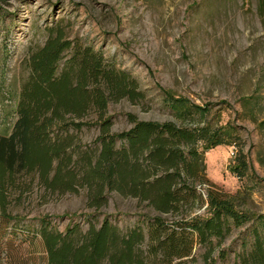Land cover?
Listing matches in <instances>:
<instances>
[{
  "label": "rangeland",
  "instance_id": "374dc122",
  "mask_svg": "<svg viewBox=\"0 0 264 264\" xmlns=\"http://www.w3.org/2000/svg\"><path fill=\"white\" fill-rule=\"evenodd\" d=\"M56 28L135 80L138 99L108 103L111 132L131 127L128 114L183 128L194 127V120L211 130L228 124L249 169L235 177L229 170L235 149L219 145L204 155L206 177L215 186L192 185L197 202L191 199L171 213H159L147 202L105 187L95 208L90 204L95 185L83 180L89 169L84 158L96 149L99 129L84 128L73 152L77 183L72 189L51 188L37 176L19 174L18 186L8 192V209L22 220L9 231L37 229L43 217L62 232L74 225L86 231L94 218H108L123 231L146 226L154 217L180 228L224 207L242 222L231 224L230 234L216 245L215 260L206 261L207 249L196 243L184 261L240 264L255 231L264 239V8L259 0H0V135L9 134L16 122L31 52L43 47ZM64 55L68 60L71 53ZM95 121L92 114L90 122ZM209 191L225 200L212 201ZM9 247L16 261L46 264L40 237L10 236Z\"/></svg>",
  "mask_w": 264,
  "mask_h": 264
},
{
  "label": "trees",
  "instance_id": "16d2710c",
  "mask_svg": "<svg viewBox=\"0 0 264 264\" xmlns=\"http://www.w3.org/2000/svg\"><path fill=\"white\" fill-rule=\"evenodd\" d=\"M259 6L264 8V0H259ZM66 52L71 53L68 60ZM28 66L16 122L9 134L0 135V264H29L10 254V236L20 233L42 239L46 264H186L196 243L207 249L205 260L214 261L216 245L230 234L231 224L242 222L224 207L180 228L154 217L145 221L146 226L123 231L108 218L101 222L94 218L86 231L74 225L62 232L43 217L37 229L9 231L10 225L22 220L8 209V192L18 186L19 174L37 176L51 188L72 189L77 183L73 152L84 128L99 129L96 149L84 158L89 169L83 180L95 185L90 194L95 208L102 203L105 187L147 202L159 213H171L191 199L197 202L200 197L192 185L215 186L206 177L204 155L219 145L234 147L229 170L235 177L240 179L249 169L228 124L211 130L194 120L190 124L194 127L183 128L172 122L138 121L128 114L131 127L111 132L108 103L124 97L138 99L136 82L92 49L67 39L62 28L53 29L45 45L31 52ZM92 114L95 123L90 122ZM209 193L212 201L225 200ZM262 229L264 233V220ZM255 234L240 264H264V239Z\"/></svg>",
  "mask_w": 264,
  "mask_h": 264
}]
</instances>
